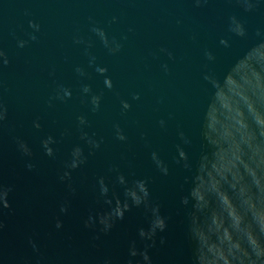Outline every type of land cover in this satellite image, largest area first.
Wrapping results in <instances>:
<instances>
[{"label":"water","instance_id":"water-1","mask_svg":"<svg viewBox=\"0 0 264 264\" xmlns=\"http://www.w3.org/2000/svg\"><path fill=\"white\" fill-rule=\"evenodd\" d=\"M0 264H264V0H0Z\"/></svg>","mask_w":264,"mask_h":264},{"label":"clouds","instance_id":"clouds-1","mask_svg":"<svg viewBox=\"0 0 264 264\" xmlns=\"http://www.w3.org/2000/svg\"><path fill=\"white\" fill-rule=\"evenodd\" d=\"M107 84H108V86H111V80H110V79H109V80H107ZM124 106H125V107H128L129 105L127 104V102H125ZM37 126H39V125H37ZM45 143L47 144V143H48V141H45ZM48 151H49V153H51L52 149H51V148H49V149H48ZM58 226H59V224H58ZM160 227L162 228V227H163V225H161ZM141 234H142V235H144V233H143V232H142Z\"/></svg>","mask_w":264,"mask_h":264}]
</instances>
